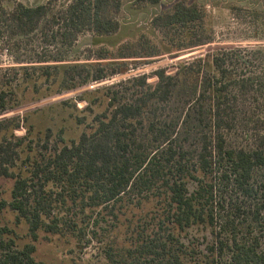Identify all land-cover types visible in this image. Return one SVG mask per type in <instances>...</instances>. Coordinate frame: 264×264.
Returning <instances> with one entry per match:
<instances>
[{
  "label": "trees",
  "instance_id": "1",
  "mask_svg": "<svg viewBox=\"0 0 264 264\" xmlns=\"http://www.w3.org/2000/svg\"><path fill=\"white\" fill-rule=\"evenodd\" d=\"M51 3L6 9L0 0V39L36 37L68 49L82 33L119 29L121 0ZM232 8L250 20L249 39L146 73L119 74L128 71L123 59L157 55L146 42L85 62L57 52L0 63V114L21 103L23 86L36 90L58 77V91L73 90L130 75L82 109L64 99L0 118V176L12 181L0 209L13 211L29 236L19 244L0 222V264H47L33 255L41 232L84 247L95 240L104 264H264V9ZM150 24L174 43L164 53L213 42L203 8L182 0ZM56 106L79 112L68 113L72 128L37 121ZM238 134L247 138L236 141ZM195 230L210 236L204 251L191 242Z\"/></svg>",
  "mask_w": 264,
  "mask_h": 264
},
{
  "label": "rangeland",
  "instance_id": "2",
  "mask_svg": "<svg viewBox=\"0 0 264 264\" xmlns=\"http://www.w3.org/2000/svg\"><path fill=\"white\" fill-rule=\"evenodd\" d=\"M45 1L47 0H1V3L6 9H11L17 2L30 5ZM121 1L122 8L118 14L120 26L114 34L110 36H95L90 32L82 33L77 37L72 47L68 49L61 48L58 44L45 45L36 37L30 39L28 36H25L17 41L2 38L0 39V63L2 66H5L14 63L16 58L28 60L43 55L44 53L53 55L57 52L67 56L66 59L68 60L85 62L88 60H96L95 57L98 51L115 53L118 51V48L123 45H132L133 48L137 46L135 48L137 50L141 43L146 42L147 45H145L147 47L153 46L152 48L156 50L157 55L149 59H123L128 62V71L119 74L129 73L130 75H134L146 73L156 67L172 64L174 61L190 60L199 54H203L213 46L231 45L237 41H243L245 38L250 37L251 34H254V29H252L251 22L247 16L240 15L232 7L239 6L242 8L251 7L264 9V0H182L185 4H192L199 8H203L205 21L211 26L210 35L213 38V42L164 53L165 48L174 46V43L171 44L167 38L163 37L160 31L154 29L150 24V19L155 13L168 9L172 3L177 0H161L155 5H150L141 9H135L132 6V0ZM68 2L69 0H52L51 5L55 9H58L65 6ZM106 60L116 63L120 62L122 59L109 58ZM135 60H139V62L143 63H137V67L134 68L133 65L135 63L133 62H135ZM112 75L113 74H109L105 77L104 80L107 81L103 84L100 83L92 86V82H88L86 85L77 87L73 90L58 91V84L60 82L58 77H56L54 81L51 80L50 83L42 84L40 87L38 86L39 88L36 90H33L31 87L27 88L23 86L25 89H23L18 96V100L21 103L3 114H0V118L20 115L23 112L37 108L46 110L49 104H55L64 99H71L77 104L79 109H82L89 99L100 96L104 86L116 83L130 76H117V78H115V75ZM79 97L84 98L79 100ZM99 105H101L100 100L94 104V108L97 110L102 106ZM69 112H72V114L79 113L73 109H62L56 106L55 110L51 113L40 111L41 115L37 121L48 122L47 124L53 125L54 127L68 122L69 128H72V122L70 123V118L72 117L68 116ZM51 114L54 119L48 120L52 118ZM238 135H240L241 138L236 137V141L245 140V138H247L246 134ZM11 185V180L0 176V199L4 198L8 200L10 198L9 189ZM223 213L233 215L235 218L237 216L230 213L227 209ZM0 222L15 229L19 235V244L29 240L27 225L23 222L15 223V214L9 208L4 207L0 209ZM44 235H46L47 238H44ZM190 239L198 250L203 251L205 250L206 244L210 242V236L206 230H195L193 234L191 233ZM35 246L34 257L37 260L45 261L47 264H104L103 258L98 254L100 245L95 240L84 247L76 245L73 238L41 232L38 240L35 242Z\"/></svg>",
  "mask_w": 264,
  "mask_h": 264
}]
</instances>
